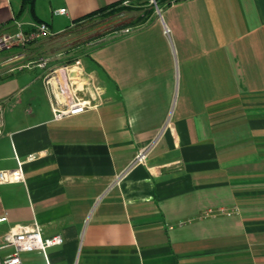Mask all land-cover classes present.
<instances>
[{"label":"crops","instance_id":"obj_1","mask_svg":"<svg viewBox=\"0 0 264 264\" xmlns=\"http://www.w3.org/2000/svg\"><path fill=\"white\" fill-rule=\"evenodd\" d=\"M42 1L14 11L0 0V26L15 18L51 32L0 80V171L22 162L23 175L0 184V240L37 223L42 237L63 239L51 264H264V0H130L137 13L115 29L129 32L101 35L82 55L48 54L52 67L80 59L102 91L97 107L59 120L66 78L47 86L32 63L123 0Z\"/></svg>","mask_w":264,"mask_h":264},{"label":"built area","instance_id":"obj_2","mask_svg":"<svg viewBox=\"0 0 264 264\" xmlns=\"http://www.w3.org/2000/svg\"><path fill=\"white\" fill-rule=\"evenodd\" d=\"M156 9H158L155 0H150ZM65 9L54 11L56 15L65 14ZM24 23L13 18L10 28L0 26V52L9 54L0 59V80L3 76L12 73L14 70L23 69L27 64L21 63L23 53L26 47L35 40L43 37H49L51 32L44 22L30 24L28 31L24 28ZM130 29L122 30V33L129 32ZM16 50V52H15ZM14 51L13 53H11ZM64 54H59L62 58ZM49 57H40L34 63L36 67L44 70L43 80L47 86L55 81L61 85L60 78H66V84L70 87L71 94L62 109H54V119L59 120L67 116L82 113L88 109L95 108L101 99V89L93 81L88 79L86 73L81 68L80 59H73L71 62H64L58 67H52ZM31 64V63H30ZM61 87V86H60ZM3 134L2 106L0 104V136ZM144 154L140 152L136 156V161L142 163ZM36 155H29L26 161H33ZM22 162H19L17 170L0 171V184L15 183L23 180L21 171ZM214 214V212H211ZM220 214H229L230 211L218 210ZM210 214V213H208ZM6 221V217H0V223ZM63 239L59 235L51 237H42L40 226L33 223L31 226L16 225L9 229L0 240V251L10 249L11 252L0 257V264H26L21 253H38L42 256L45 264H51L48 256V250L62 245Z\"/></svg>","mask_w":264,"mask_h":264},{"label":"rangeland","instance_id":"obj_3","mask_svg":"<svg viewBox=\"0 0 264 264\" xmlns=\"http://www.w3.org/2000/svg\"><path fill=\"white\" fill-rule=\"evenodd\" d=\"M42 0H40L41 2ZM20 0H12L11 5L14 11H18ZM45 3V0H44ZM148 3V0H143L139 3V6H142L143 4ZM43 4V1H42ZM123 6H130L129 11H124L121 13H117L116 15L110 16L107 19H101V18H94L92 20H89L87 22H83L80 24H76L71 28L69 32H67L65 35L59 37L58 39H54L53 41H50V44L45 47V50H43V57L49 56L48 54L50 52L54 51H62L65 53H74L76 55H82L87 48H93L96 45L100 43L99 37L101 35H106L111 32H119V30H115L116 26H120L128 20H130V17L134 15V13H137L135 10L138 6V3H134L133 1H125L122 3ZM134 8V9H133ZM143 8V7H142ZM134 10V11H132ZM27 10H24L21 14V17L23 20L28 19V13ZM126 29V28H124ZM123 29V30H124ZM129 29V28H128ZM122 30H120L121 32ZM54 33H57L56 30H53ZM111 34L110 37L116 36L117 33ZM98 39V40H97ZM106 39V37H105ZM56 40V41H55ZM85 44H88V46L84 47ZM83 45V46H82ZM60 47V48H59ZM58 48V49H55ZM73 48V49H71Z\"/></svg>","mask_w":264,"mask_h":264},{"label":"trees","instance_id":"obj_4","mask_svg":"<svg viewBox=\"0 0 264 264\" xmlns=\"http://www.w3.org/2000/svg\"><path fill=\"white\" fill-rule=\"evenodd\" d=\"M125 1H130V0L118 1L116 3L108 5L106 7L100 8V9L90 13L89 15L85 16L83 19H80L78 24H80L81 22H87V21L92 20L94 18L107 19L110 16L116 15L117 13L129 11L131 8L130 6H128V8H127L126 6L122 5V3ZM155 2H156V5L158 6L161 2H164V0H155ZM170 2L171 1H168V3H170ZM68 62H70V61H68Z\"/></svg>","mask_w":264,"mask_h":264}]
</instances>
